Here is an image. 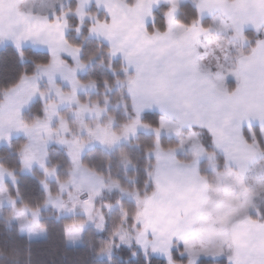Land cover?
I'll list each match as a JSON object with an SVG mask.
<instances>
[{
  "label": "snow or ice",
  "instance_id": "1",
  "mask_svg": "<svg viewBox=\"0 0 264 264\" xmlns=\"http://www.w3.org/2000/svg\"><path fill=\"white\" fill-rule=\"evenodd\" d=\"M57 3L59 13L50 6L49 16L42 9L36 11L35 2L0 0V44L11 41L21 61L28 41L48 50L46 62H33L31 73L21 71L0 91V140L10 144L13 131L28 138L30 143L17 151L24 168L31 170L34 162L42 168L45 206L51 204L59 211L82 209L85 219L64 225L67 238L79 239L89 222L104 231L105 217L94 203L100 193L81 201L75 195L81 189L75 173L83 169L102 186L104 177L81 163L88 140L72 132L66 117L56 111L55 100L44 104L43 118L31 122L23 119L21 108L36 95L44 101L54 91L60 103L77 105L78 117L107 111L99 100L90 106L77 96L78 88H94L97 82L77 77L95 55L81 59L82 44L67 37L68 18L73 16L78 21L77 35L86 28L89 36L103 42L100 47L114 77L111 84L105 79L104 86L108 91L113 85L121 88L125 114L132 113L119 128L113 127L115 117L109 115L103 124L82 123L81 129L108 148L136 137L140 129L152 134L151 146L144 150L143 194L129 193L136 202L131 213L117 201L121 224L113 228L98 254H108L110 259L114 244L132 247L134 242L146 260L158 254L165 264H208L209 259L213 264H264V210L257 205L264 201V144L252 131L253 124L264 130V0H191L193 14L187 22L180 15L181 0H163L167 7L161 10L159 22L154 9H160L162 0H95L97 8L103 7V16L87 10L91 0H77L75 7L66 10L61 0ZM210 48L218 53L214 62L207 60ZM116 60L118 70L112 67ZM57 75L68 82L70 91L56 84ZM42 77L48 80L45 90L38 83ZM153 110L160 115L149 123L143 113ZM53 117L59 119L57 128L50 126ZM53 136L67 146L74 166L69 179L56 178V194L46 183L55 168L46 167L40 152L31 146L33 140L43 146ZM162 136L174 137V142H162ZM119 159L125 166L132 163L124 152ZM5 173L15 180L12 171L0 165V177ZM69 185L73 192L64 200ZM111 185L126 191L118 181ZM0 189L7 191L2 180ZM8 200L9 219L16 218L29 233L47 231L40 223L39 208L26 203L17 208L14 198Z\"/></svg>",
  "mask_w": 264,
  "mask_h": 264
},
{
  "label": "trees",
  "instance_id": "2",
  "mask_svg": "<svg viewBox=\"0 0 264 264\" xmlns=\"http://www.w3.org/2000/svg\"><path fill=\"white\" fill-rule=\"evenodd\" d=\"M75 5L76 0H70L67 8L75 7ZM166 7V4H162L160 5V9H154L158 22L162 19L161 10L166 9ZM88 11L102 16L94 7H91ZM192 14V4L189 2L183 3L180 15L185 22L191 19ZM68 19L71 27L69 28L67 37L74 43L82 44L83 52L81 59L86 60L89 55H95V59L88 64L85 74L77 77L84 82H87L89 79L95 80L97 82L95 90L97 94H102L106 90L104 80L107 79L110 84L114 80L112 71L109 70L108 57L103 48L100 47L102 43L90 39L86 28L82 29L80 34L77 35L74 31L77 24L76 19L73 16H69ZM23 51L25 58L21 61L16 50L11 45H5L0 50V91L14 82L21 71L27 69L31 73L34 68L33 62L47 61L48 55L45 53L29 48L23 49ZM65 59L69 61V64L72 63L70 59ZM112 67L118 70L120 67L119 61H114ZM117 74L122 78V73L117 71ZM40 104V101L36 100L31 105V108L35 106L40 107ZM129 113L132 115L131 110H129ZM159 115L154 112L144 113L143 119L149 123H154L159 118ZM252 131L255 133L256 138L264 144V130L260 126H252ZM245 135H248L247 129H245ZM151 139L152 135L139 133L135 140L130 141V144L134 148L125 149V146L123 147L128 154V158L132 161L129 164L130 167L125 169V175L136 179L135 186L140 191L143 190L146 179L144 150L146 147L151 146ZM23 142L24 139L18 137L12 139L10 144L0 146V165L11 170L16 180L14 186L10 182H6L4 186L7 188V195L16 200L17 208L26 203L32 208H39L41 210L45 206L43 203L45 192L40 184L42 173L36 168L33 169V175H22L20 173L21 164L17 150L23 145ZM162 142L172 143L174 139L163 136ZM59 157L67 165V160L63 153H60ZM101 158L97 156L98 161ZM85 159L87 158H82L83 164L86 162ZM49 187L53 194L57 193L56 182H50ZM113 196H115L114 201L119 199L118 194ZM109 198L111 197L106 196L103 201H109ZM261 209L264 210V205H262ZM4 213L5 208L0 209V264H165L164 260L154 256H149L146 260L134 247L113 246L110 259L101 256L102 254H98L99 249L102 247V242L107 240L110 230L109 224L106 225L105 230L101 233L91 231L89 227L85 228L81 240L82 243L78 246H72L68 244L64 225L75 219V217H61L52 208L41 210L39 212L40 223L47 226V231L44 232L42 238L30 240L26 235L20 233L19 227L15 223L9 222L5 218ZM106 219L109 222L113 221L115 223L119 220L117 215L109 216L108 214H106ZM133 252H135V255H133ZM203 259L201 260L203 261ZM208 264H213V262L209 259Z\"/></svg>",
  "mask_w": 264,
  "mask_h": 264
},
{
  "label": "rangeland",
  "instance_id": "3",
  "mask_svg": "<svg viewBox=\"0 0 264 264\" xmlns=\"http://www.w3.org/2000/svg\"><path fill=\"white\" fill-rule=\"evenodd\" d=\"M35 2L36 3V11L39 10H45L46 8H48V6H51L52 4H56L57 0H27L28 4H31ZM66 9V8H65ZM218 23V22H217ZM218 55V53L213 52L212 49L210 48L208 51V56H207V60L209 62H214L215 60V56ZM87 67L82 70V71H78L77 76H82L85 74ZM113 74V73H112ZM123 75V74H122ZM60 81V82H59ZM55 82L57 85H59L62 90L64 91H70V85L68 84L67 81L63 80L59 75L56 76L55 78ZM39 86L41 88V90H45L48 88V80L46 77H42L39 81ZM121 91L122 89L117 87V86H113L111 91H108L107 89L102 93V94H97L95 87H85V88H78L77 89V96L79 98V100L81 102H84L85 100H87L89 102V105L91 106V101L94 100H99L100 106L101 107H106L107 111L104 113H101L99 116H97V114L95 112L92 113H85L83 115V117H78L76 115V109H77V105L75 103H60L57 99V97L55 96L54 91L51 92V94L45 98L44 101H41L39 95H36L34 98H32L28 103L24 104L23 107L21 108V114L23 119H25L28 122L33 121L34 119H36L37 117L43 118V106L44 104L48 101V100H55L58 104V107L56 109V111L59 113V115L65 116L67 123L69 125V127L72 129L73 133H76L77 135H79L82 139H86L88 140V143L85 145V147L83 148L81 154H80V161L82 163V158L85 157L87 159H85V163L90 169L92 167L93 170L96 173L101 174L104 179H103V185H101L100 181L96 178V176L90 175L87 172H84L83 169H81L80 171H77L75 173V180L78 184H81V189L79 193H75V195L79 196V199L81 201L87 199L89 197L90 194L99 191L100 195L95 196L94 198V203L96 205V209L102 213L105 217V225H104V230L106 228V225L109 224L110 226V230H109V234L107 235V240H104L102 243V246L109 241L110 238V234L111 231L113 230V228H115L117 225L121 224V209L120 206L117 204V201L119 200L124 207H126L129 212L131 213L135 207H136V202L135 199L129 195V193L135 192L136 190H138L135 186V178H129L127 177L125 174V169L130 167V165L128 164L127 166H124L125 164H122V162L119 159V154L121 152H124L127 154V152L123 149V147L125 146V149L128 148H134V146H132L130 144V141L135 140L136 137H130L127 141H122L121 143H119L118 145L112 147V148H108L107 146H103L101 145L98 141L95 140H91L88 138L87 133L84 132L81 129V125L83 124H87L89 126H95V124L97 122L103 124L105 121L108 120L109 115H112L115 117V121L116 123L113 125L114 128H119L120 124L122 122H125L126 120H128L131 117V114L129 113L128 115L125 114L124 108H123V100L121 99ZM105 97H107L108 103L105 104ZM2 98V97H0ZM124 98H127V95L125 93ZM39 100L40 101V107L39 106H35L34 108H31V105L36 101ZM15 101H13L14 103ZM59 125V119L58 117H53L51 122H50V126L52 128H57ZM142 133L145 135H152L150 132H146L143 129H140L138 131V134ZM63 135L65 136V138L70 139L71 136L67 133H63ZM21 137L24 139L23 145L24 144H28L30 143L28 138L25 136V134L23 132H15L13 131L11 134V140ZM163 137V136H162ZM166 138H173L174 137H168V136H164ZM10 140V141H11ZM9 144V142L4 141V140H0V146H4ZM31 146L33 147L34 150H38L42 156L43 159V163L45 164L46 167L48 168H55V175L54 176H49L46 179V183L50 184V182H56V187H57V193L59 192V185L57 184V177H59L61 180H67L70 178V176L72 175V170H73V164L68 156V149L66 145L60 144L57 142V138L56 136H53L50 140L47 141V143L43 146H41L36 140H33L31 142ZM122 147V149H120ZM63 153L64 157L67 160V165L64 163L63 159H61L59 157V154ZM97 156L102 157L100 159V161L97 160ZM128 156V154H127ZM19 157V161L21 164V171L20 173L22 175H33V169L36 168L39 172L42 173V178H44V172L42 170V168L39 166V163L34 162L32 164L31 170L24 168L22 166L21 163V158ZM206 163V161L204 162ZM102 171V172H101ZM118 181L119 185L121 188L126 189L125 192H121L119 188H116L114 186L111 185V181ZM16 180H13L11 177V185H15ZM42 186V185H41ZM43 188V186H42ZM44 192L45 189L43 188ZM50 190V187H49ZM3 192V191H2ZM73 192V186L69 185L67 190L63 193L62 199L67 200L69 198V193ZM6 192H3L2 195H4ZM119 195V199L115 200V196L113 195ZM141 194H143V190L141 191ZM0 194V209L5 208V213L4 216L5 218L12 223H15L20 230V233L23 235H26L30 240H36V239H40L44 236V232H37V233H29L27 231V229H22L20 227V222L16 219V218H11L9 219V216L12 214V207L11 204L9 203L8 200V196H2ZM111 197L109 198V201H103L104 197ZM111 205V208L109 209L108 207H105L104 205ZM257 205L261 208L262 205H264V201H257ZM47 208H52L54 209L59 216L61 217H75V219L77 220H82L85 219L84 213L82 211V209L77 206L76 209L74 211H68V210H64V211H59L57 208H54L51 206V204H48L46 206H44L41 210H45ZM68 208H71V204L68 205ZM39 210V212L41 211ZM106 214H108L109 216L112 215H117L119 220L117 221V223L111 221H107L106 219ZM77 217V218H76ZM31 218V215L29 214V219ZM40 218V215H39ZM91 228V231H94L96 233H101L103 231H99L96 229L95 227V222H89L86 224L85 228ZM85 228L83 229V231L80 234L79 239L73 241L67 238L68 240V244L72 245V246H78L80 245L82 242V236H83V232L85 230ZM117 243H119V241L117 240ZM115 246V244L113 245ZM120 246H124V247H128L125 244H120ZM134 248H136L142 255V251L135 245V243L133 242V246ZM111 254V253H110ZM101 256L105 257V258H109L108 254H102ZM144 256V255H143ZM149 256H154L156 258H160L162 260L163 257L156 254H150ZM203 259V257L201 258Z\"/></svg>",
  "mask_w": 264,
  "mask_h": 264
},
{
  "label": "crops",
  "instance_id": "4",
  "mask_svg": "<svg viewBox=\"0 0 264 264\" xmlns=\"http://www.w3.org/2000/svg\"><path fill=\"white\" fill-rule=\"evenodd\" d=\"M69 1H70V0H61V3H63L64 8H67ZM25 2L27 3V0H25ZM185 2H189V3H191V0H181V5H182L183 3H185ZM76 3H77V0H76ZM162 4H164V3H163V0H162L161 5H162ZM49 7H50V6H48V8H46L44 11L48 12L49 16H51V12L49 11ZM51 7H54L55 10H56V12L59 13V11H60V4H59V3L52 4ZM91 7H94L99 13L102 14V16L104 15V9H103V7H101V8H97L96 5H95V0H91V5L88 7L87 10H89ZM21 10H24L23 6H21ZM65 10H66V9H65ZM74 18H75V17H74ZM75 19H76V18H75ZM76 21H77V20H76ZM77 22H78V21H77ZM217 22H219V21H217ZM86 23H87V21H86ZM68 32H69V29L67 30L66 35H67ZM88 37H89L90 39H93V40L98 41L94 36H89V35H88ZM99 42L103 43L102 41H99ZM5 45H11V46L15 49V47H14V45L11 43V41H5L4 43L0 44V50H1ZM27 48L32 49V50H35V51H38V52H42V53H45V54L48 55V50H47V48L42 47V46H40V45H34L31 41H28V42L24 43V45H23V49H27ZM15 50H16V49H15ZM64 58H68V59H70L69 57H64ZM70 60H71V59H70ZM59 82H60V81H59ZM149 112H154V113H158V114H159V112H157V111H155V110H153V111H145L144 113H149ZM144 113H143V114H144ZM253 126H259V125H257V124H253ZM0 180H2V184H3V186H4L6 182H11V177H9V176L5 173L2 177H0ZM2 193H3V192H2V189H0V194L2 195ZM2 196H8V195H7V193H5V194L2 195Z\"/></svg>",
  "mask_w": 264,
  "mask_h": 264
}]
</instances>
